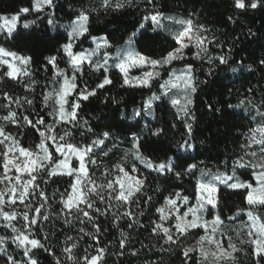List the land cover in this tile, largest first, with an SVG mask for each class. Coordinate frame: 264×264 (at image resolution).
<instances>
[{"label":"snow or ice","instance_id":"1","mask_svg":"<svg viewBox=\"0 0 264 264\" xmlns=\"http://www.w3.org/2000/svg\"><path fill=\"white\" fill-rule=\"evenodd\" d=\"M140 2L81 3L66 24L56 23L57 0H29L16 11L0 12V259L4 264H41V253L52 257L53 264H108L110 253L136 258L140 264H160L153 258L156 250L179 252L182 264H193L194 257L195 264H241V255L249 264H264V90L250 85L238 103L226 104L227 109H245L246 118L250 117L231 155L215 164L189 162L195 160L190 154L196 119L192 105L199 85L225 69L244 79L245 71L264 72V56L255 69L251 63L245 65V57H235L243 30L222 40L208 26L196 23L191 13L187 18L165 14L158 0H142V22L122 44L114 45L107 34L92 33L94 12L108 14ZM231 6L236 15L227 20L235 26L241 13L264 7V0H231ZM43 19L56 35L36 28ZM149 23L151 31L164 39L154 56L138 47V37ZM256 36L247 29L249 41ZM41 45L55 48L39 65L45 73L42 84L29 54ZM61 61L67 68L60 66ZM112 69L121 74V88L151 89L154 81H162L159 91L134 108L131 117L122 112L121 118L137 124L145 117L155 119L154 102L167 100L186 133L171 154L158 146L162 127L145 125L128 137L113 132L115 125L93 124L81 116L83 102L114 83ZM132 69L141 74L130 75ZM198 71L205 75L203 81ZM257 91L262 92L259 105L254 99ZM208 107L223 115V107ZM121 143L130 147L119 162L104 167L101 158L109 157ZM153 174L155 187L149 184ZM225 191L242 194V204L234 211L224 204ZM106 224L118 232L114 253L112 241L101 240L110 232ZM140 230L159 243L138 239ZM134 232L139 248L133 244ZM87 241L91 242L81 250V242Z\"/></svg>","mask_w":264,"mask_h":264},{"label":"trees","instance_id":"2","mask_svg":"<svg viewBox=\"0 0 264 264\" xmlns=\"http://www.w3.org/2000/svg\"><path fill=\"white\" fill-rule=\"evenodd\" d=\"M29 0H0V12H13L20 6L27 5ZM59 7L55 10L56 23L66 24L70 16L79 8L81 3L86 6H95L98 0H57ZM158 6L165 14L175 15L177 17L187 18L191 13V18L199 24L208 26L215 35L219 36L222 40H230L231 37L241 33L240 43L236 46L235 57L240 59L241 56L245 57V65L251 63L256 67V61L264 56V7L256 11H249L240 14V20L233 26L227 17L229 15L235 16L236 12L231 6V0H158ZM144 3L141 2L137 7H126L117 12H109L105 14L103 11L92 14L91 31L94 35L107 34L112 40L114 45L122 44L129 35L135 31L142 22L144 12ZM29 19L32 17L29 16ZM36 28L43 32L48 30L49 35H56L51 32L47 24V19L38 22ZM148 30L139 39V50L147 55H158L164 45L162 34L157 35L151 31V25L147 26ZM219 28L223 32H216ZM251 28L257 33V36L249 41L247 38V29ZM61 33V42H63V32ZM153 37H156L153 39ZM87 43L85 47H87ZM48 49H51L50 51ZM113 53L115 48H113ZM55 48L50 45H41L31 53L35 61L33 67L37 70L36 77L43 83L45 73L39 68L45 55L54 54ZM199 67V62L193 61ZM60 66L67 68L64 61H61ZM232 66H235L233 64ZM177 67H180L178 64ZM207 66H205L206 68ZM50 76L51 73L49 72ZM97 76L100 74L97 73ZM111 78L114 83L106 86L105 89L100 90L96 97L90 98L82 104L81 116L89 119L93 124L102 121L104 124L115 125L112 128L113 132H120L123 136L130 137L132 132H139L148 125L150 128L162 127L164 134L159 138L158 146L161 150L167 149L169 154L175 149V144L180 140L182 135H185V129L182 121H175L173 109L166 100L163 103L160 101L153 104V117L149 119H142L139 124L135 120L121 118V113H126L129 117L132 115V110L142 106L144 99H146L152 92H157L161 80L154 81L151 89L147 88H121L122 83L121 74L112 69ZM199 80L203 81L206 77L199 71L196 73ZM244 77L238 74H233L230 70L225 69L219 74L207 76V83L200 84L198 92L194 94V103L192 105L194 115L196 117L193 124V135L195 139L192 140L194 149L191 155L195 157L194 161L205 160L209 164H215L218 160L227 158L237 149V144L242 132L248 126L250 117H247V112L243 108L227 109L226 104L238 103L242 98L241 93L245 92L250 85H257L260 89L264 90V72L253 71L249 74L245 71ZM235 77V78H234ZM167 74L164 73V79ZM231 81V82H230ZM92 84V79L88 80ZM9 87L12 85L9 84ZM231 89V95H229ZM39 91V89H38ZM113 99L116 103H113ZM255 103L260 104L262 99V92L257 91L255 96ZM209 104L215 108H224L223 115L221 113L210 111ZM139 119V118H137ZM175 122L177 127L173 128L172 124ZM31 137V133H29ZM154 142L153 146H157L156 138L151 137ZM130 147L129 144H119L118 147L110 153L109 157L101 158L104 167H110L112 164L119 162L120 157ZM131 161L129 160V165ZM245 172V178L247 177ZM155 174L149 177V184L152 187L156 186ZM184 187L188 185L184 182ZM163 187V186H161ZM171 190V188H169ZM167 194V192H165ZM224 204L231 207L233 211L235 208L242 204V194L232 192H222ZM146 222V218H145ZM110 232L101 237L102 243L107 244L112 241V253L116 251V239L118 232L112 228L111 224H106ZM138 239L144 240L145 243L158 244V238L149 237L147 232L142 230ZM59 240L63 239V235L58 236ZM136 233H133V244L139 248V243L136 242ZM91 241L81 242V250L87 246ZM151 256L152 253H149ZM160 261V264H182V257L179 252H162L156 250L153 257ZM3 261L2 259H0ZM41 264H53L52 257L41 253ZM4 262V261H3ZM241 264H249L247 260L241 255ZM108 264H140V261L133 257H117L110 253ZM195 264V257L193 258Z\"/></svg>","mask_w":264,"mask_h":264},{"label":"rangeland","instance_id":"3","mask_svg":"<svg viewBox=\"0 0 264 264\" xmlns=\"http://www.w3.org/2000/svg\"><path fill=\"white\" fill-rule=\"evenodd\" d=\"M148 25H151V24L149 23ZM171 27L175 28L176 26H171ZM60 31H62V29H61ZM114 53H115V52H114ZM115 70H117V71L119 72L118 69H115ZM119 73H120V72H119ZM140 74H141V71H140L139 69H132L131 72H130V75H132V76H138V75H140ZM166 79H167V78H166ZM158 91H159V87H158ZM158 91H157V92H158ZM166 101H167V100H166ZM156 102H158V101H156ZM156 102H154V103H156ZM150 117H151V116H149V117H145V119H149ZM0 264H4V262L0 260Z\"/></svg>","mask_w":264,"mask_h":264}]
</instances>
